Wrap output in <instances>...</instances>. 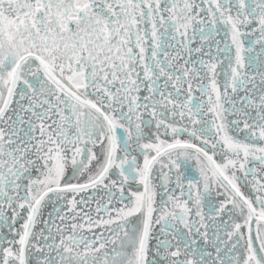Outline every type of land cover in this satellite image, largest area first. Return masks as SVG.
Masks as SVG:
<instances>
[{
	"label": "snow or ice",
	"instance_id": "snow-or-ice-1",
	"mask_svg": "<svg viewBox=\"0 0 264 264\" xmlns=\"http://www.w3.org/2000/svg\"><path fill=\"white\" fill-rule=\"evenodd\" d=\"M0 264H264V0H0Z\"/></svg>",
	"mask_w": 264,
	"mask_h": 264
},
{
	"label": "flooded vegetation",
	"instance_id": "flooded-vegetation-1",
	"mask_svg": "<svg viewBox=\"0 0 264 264\" xmlns=\"http://www.w3.org/2000/svg\"><path fill=\"white\" fill-rule=\"evenodd\" d=\"M257 49H258V46H257ZM221 79H222V77H221ZM197 95H198V93H197ZM241 135H243V134H241ZM182 138H186V137H182ZM4 232L7 233V229H4Z\"/></svg>",
	"mask_w": 264,
	"mask_h": 264
}]
</instances>
